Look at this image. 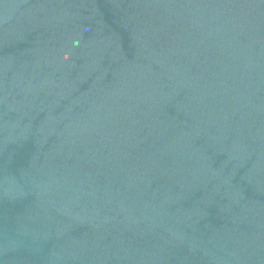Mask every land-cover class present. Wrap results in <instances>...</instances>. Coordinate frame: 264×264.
<instances>
[{
  "label": "water",
  "instance_id": "1",
  "mask_svg": "<svg viewBox=\"0 0 264 264\" xmlns=\"http://www.w3.org/2000/svg\"><path fill=\"white\" fill-rule=\"evenodd\" d=\"M0 264H264V0H0Z\"/></svg>",
  "mask_w": 264,
  "mask_h": 264
}]
</instances>
